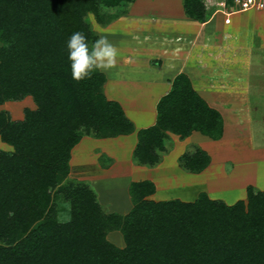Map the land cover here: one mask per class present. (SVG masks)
Returning a JSON list of instances; mask_svg holds the SVG:
<instances>
[{"label":"trees","instance_id":"trees-1","mask_svg":"<svg viewBox=\"0 0 264 264\" xmlns=\"http://www.w3.org/2000/svg\"><path fill=\"white\" fill-rule=\"evenodd\" d=\"M234 0H184L187 16L203 22L209 8ZM131 0H0V104L30 95L36 109L14 120L0 110V264H264V190L246 187L247 198L228 205L207 193L193 201L149 199L150 181L132 182L131 209L106 213L87 182H67L70 151L83 135L110 137L134 130L120 105L104 94L105 75L71 76L66 43L83 32L91 45L105 8ZM225 7V8H226ZM101 14L98 13L99 11ZM100 14V15H99ZM157 104L155 123L137 131L133 157L150 166L167 149L168 131L222 135V115L200 98L182 73ZM179 165L202 172L209 156L194 145ZM70 203L67 221L56 204ZM120 230L123 248L106 237Z\"/></svg>","mask_w":264,"mask_h":264},{"label":"crops","instance_id":"crops-1","mask_svg":"<svg viewBox=\"0 0 264 264\" xmlns=\"http://www.w3.org/2000/svg\"><path fill=\"white\" fill-rule=\"evenodd\" d=\"M161 6L144 10L141 0H131L101 27L102 35L119 51L116 68L102 71L105 94L120 105L134 130L116 137L83 135L70 151L69 177L87 182L102 207L119 215L132 207L131 183L143 180L155 187L149 199L193 201L201 192L219 199L211 195L216 192L215 183L227 177L220 171L227 155L219 150L231 143L238 145L242 137L234 134L245 132L239 127L247 122L250 95L264 90V79L256 83L252 76L255 63L264 75V7L228 11L221 5L209 8L200 22L187 16L184 0ZM179 73L187 76L201 99L221 113L222 135L212 139L193 130L181 138L168 131L161 160L150 166L140 164L133 157L137 131L155 123L156 104ZM194 145L209 156L202 172L179 165L178 158ZM262 150L251 151L262 154ZM179 177H184L183 183ZM248 185L254 186L246 183L244 196L238 200L247 196Z\"/></svg>","mask_w":264,"mask_h":264},{"label":"rangeland","instance_id":"rangeland-1","mask_svg":"<svg viewBox=\"0 0 264 264\" xmlns=\"http://www.w3.org/2000/svg\"><path fill=\"white\" fill-rule=\"evenodd\" d=\"M242 2L243 0H234L231 5L228 6L227 4V7L225 6L226 8L224 6L222 7H224L225 10L231 11V9L234 8H243L244 6ZM141 3L142 7H144V10H147L149 8L158 10V7H162L161 5L163 4L166 5L170 3L175 6L177 0H141ZM104 11L105 13L102 14V20L108 19V16L115 15V13L117 14L119 11H121V8L120 6L119 8H105ZM98 13L101 14L102 12L99 11ZM86 19L92 29H94L99 34V38V36L102 35L104 29L101 28L103 25L99 21L97 13H88ZM257 64L258 63H255V65H253L252 70V76L255 80L254 82H256V80L258 79L261 80V78L264 79V75L262 71L259 70ZM103 92L105 94V86ZM250 98V103L252 105L248 109L249 115L248 119L246 120L247 122H245L243 126L239 127L242 128L245 132L243 133V135L239 133L234 134L235 138L242 137V139L239 138L238 145H235L233 143V146L231 143L230 145H226V147L219 150V152H224L227 155V157H224L223 159L226 160L224 162H221L223 163V165L220 164V166L222 165L220 171L222 172V174L224 173L225 175H227V177L224 176V174L222 175L225 177V180L221 179L220 184L215 183L216 192L212 191L211 195L213 194V196L219 197V199L227 202L228 205L235 204L236 200L238 201V199L241 198L240 196H244V185H246V183H253V185L256 186L257 190L264 187V153L259 154L258 152L256 153V151H251L252 149L260 150L264 147V90H259V92L257 93L254 91L253 93H251ZM25 108H29L31 110L36 109V104L33 102L30 95H24L20 99H9L8 101H3L0 104V110L8 113V115H10L14 120L24 118L23 114ZM231 138L234 139V136ZM235 143H237V141ZM193 144L194 143H192L189 147H192ZM12 147V145L4 143L0 138V149L9 151L12 149ZM262 151L264 152V150ZM214 173L216 174V172ZM67 178V182H76L73 180H79L73 177H69V175ZM183 178L184 177H179L177 180H180V182L183 183V181L185 180ZM246 198L247 196L243 199L246 200ZM69 203L70 201L63 195L58 196L56 199L57 207L58 209H60L58 218L60 222L67 221L69 217ZM105 212L109 213L106 210ZM106 237L109 241L114 243L115 246L123 248L124 243L120 234V230L114 229L108 231Z\"/></svg>","mask_w":264,"mask_h":264},{"label":"clouds","instance_id":"clouds-1","mask_svg":"<svg viewBox=\"0 0 264 264\" xmlns=\"http://www.w3.org/2000/svg\"><path fill=\"white\" fill-rule=\"evenodd\" d=\"M66 46L71 76L77 82L90 79L97 70L110 72L117 66L118 48L106 35H101L90 45L87 36L76 31L71 34Z\"/></svg>","mask_w":264,"mask_h":264},{"label":"built area","instance_id":"built-area-1","mask_svg":"<svg viewBox=\"0 0 264 264\" xmlns=\"http://www.w3.org/2000/svg\"><path fill=\"white\" fill-rule=\"evenodd\" d=\"M222 5H224V2H221ZM244 7H256V9H259L261 7H264V0H243L242 2Z\"/></svg>","mask_w":264,"mask_h":264}]
</instances>
